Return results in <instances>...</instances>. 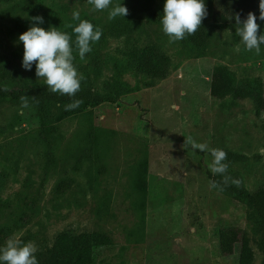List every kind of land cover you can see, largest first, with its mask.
<instances>
[{
  "label": "rangeland",
  "instance_id": "374dc122",
  "mask_svg": "<svg viewBox=\"0 0 264 264\" xmlns=\"http://www.w3.org/2000/svg\"><path fill=\"white\" fill-rule=\"evenodd\" d=\"M164 2L112 0L128 14L108 20L112 6L92 11L87 0H0V87L47 88L35 64L22 67L18 41L42 16L40 27L72 36L80 90L104 99L66 111L71 102L26 98L23 107L0 97V247L18 237L33 242L38 255L60 232H97L106 242L93 246L84 264H238L240 243L230 254L219 243L222 230L235 227L248 238L249 264H264L252 205L210 189V152L182 147L191 136L224 150L226 175L246 192L264 190V44L259 55L245 51L235 33L236 14L244 20L252 12L264 34L259 0H211L201 45L187 37L169 43ZM73 11L102 29L84 61L74 44ZM141 56L159 64L158 75L138 67ZM218 65L233 72L236 84L249 81L263 106L254 96H212ZM63 182L68 186L59 192Z\"/></svg>",
  "mask_w": 264,
  "mask_h": 264
},
{
  "label": "clouds",
  "instance_id": "9594fccd",
  "mask_svg": "<svg viewBox=\"0 0 264 264\" xmlns=\"http://www.w3.org/2000/svg\"><path fill=\"white\" fill-rule=\"evenodd\" d=\"M92 5V11H104L112 6V0H87ZM260 20H264V0H259ZM128 8L123 4L112 6L108 12V20L116 17H125ZM207 7L204 0H165L161 25L163 33L168 37L169 43L182 41L187 36H194L201 28L204 18L207 16ZM34 23L28 30L21 33L18 41L23 43L22 67L31 70L35 64V74L38 79L44 81L47 89L51 93L60 96L75 97L81 89L83 77L74 65L75 56L73 54V39L66 32L55 27L45 29L39 25L43 23L42 16L32 18ZM72 19L79 21L73 27L75 35V48L81 61L85 60L87 53L92 51V44L98 42L102 36V29L95 27L87 19H81L79 11H73ZM236 35L240 38V44L245 51L257 55L261 52V45L264 44V34L259 32L260 25L257 17L249 12L247 18L241 20L237 13L235 16ZM237 52L241 48L237 46ZM5 91L9 89L5 87ZM22 106H27L26 97H21ZM80 100H73L65 105V110H72L79 107ZM190 145L193 149L202 152L208 151L212 156L209 164L211 173L222 177V181H210V189L224 190V186L229 184L240 186L241 181L227 176L228 164L227 153L222 149L212 148L204 143H197L191 137H185L184 144ZM38 251L33 242H22L18 237H10L5 245L0 247V264H38L35 253Z\"/></svg>",
  "mask_w": 264,
  "mask_h": 264
},
{
  "label": "trees",
  "instance_id": "16d2710c",
  "mask_svg": "<svg viewBox=\"0 0 264 264\" xmlns=\"http://www.w3.org/2000/svg\"><path fill=\"white\" fill-rule=\"evenodd\" d=\"M208 9L211 0H204ZM208 23L203 20L200 30L194 36H187L189 41L195 45H201L206 38V29ZM139 68L152 75H158L159 64L152 58L141 56L137 63ZM6 74H8L6 72ZM236 79L232 71L224 65L214 67L211 74L210 94L217 98H222L229 94H233L237 98H247L254 96L255 103L258 108L263 106V98L261 94H253V86L249 81L236 84ZM0 87L1 98H12L21 100V97L29 98L33 102L42 105L44 102H72L73 100H80L81 103L100 104L104 101L101 96L93 94L89 91L80 90L75 97L60 96L59 94L51 93L46 87H39L32 84L12 85L8 87V91ZM41 111L43 108H40ZM211 181H222L219 175H212L207 172ZM68 182H63L58 185L59 192L66 189ZM224 190L234 196V198L246 199L255 210L259 224V234L261 242L264 245V190L258 189L253 192H246L240 186L229 184L224 186ZM1 241V239H0ZM105 236L103 234L81 233L73 235L69 232H60L54 240L52 246L44 253L36 255L38 264H84L91 256V249L93 246L105 243ZM220 249L224 254H230L233 251L234 244L240 243V251L238 257V264H249L251 261V249L249 241L244 232H240L237 228L231 227L222 230L219 237Z\"/></svg>",
  "mask_w": 264,
  "mask_h": 264
}]
</instances>
